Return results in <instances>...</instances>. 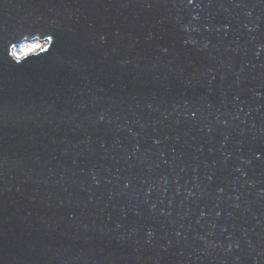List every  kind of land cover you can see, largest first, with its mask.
<instances>
[{
  "label": "water",
  "instance_id": "water-1",
  "mask_svg": "<svg viewBox=\"0 0 264 264\" xmlns=\"http://www.w3.org/2000/svg\"><path fill=\"white\" fill-rule=\"evenodd\" d=\"M0 261L264 264V0H0Z\"/></svg>",
  "mask_w": 264,
  "mask_h": 264
},
{
  "label": "clouds",
  "instance_id": "clouds-1",
  "mask_svg": "<svg viewBox=\"0 0 264 264\" xmlns=\"http://www.w3.org/2000/svg\"><path fill=\"white\" fill-rule=\"evenodd\" d=\"M35 47H37V45H35ZM15 48V47H10L9 48V51H8V55L11 57V59L16 63V64H20L22 61H24L27 57V54H25V58L23 60H21V58L19 57V55L12 51V49ZM33 50L32 47H29L27 49L28 52H31ZM21 52H24L25 50L23 48L20 49ZM163 51H166V49H164ZM15 57V59H13ZM258 155V154H257ZM0 264H3L2 261H0Z\"/></svg>",
  "mask_w": 264,
  "mask_h": 264
},
{
  "label": "rangeland",
  "instance_id": "rangeland-1",
  "mask_svg": "<svg viewBox=\"0 0 264 264\" xmlns=\"http://www.w3.org/2000/svg\"><path fill=\"white\" fill-rule=\"evenodd\" d=\"M35 45H40V43H38V42H32V43H28V44H27V43H26V44H22L17 50H15V52H16V53L19 55V57H20L21 54L29 53V52L27 51V49H28L29 47H32L33 50H35V49H36V50H39V49L42 47V46H40L39 48H36ZM21 48H23L25 51H24V52H21V51H20ZM33 50H32V51H33ZM36 50H35V51H36Z\"/></svg>",
  "mask_w": 264,
  "mask_h": 264
},
{
  "label": "snow or ice",
  "instance_id": "snow-or-ice-1",
  "mask_svg": "<svg viewBox=\"0 0 264 264\" xmlns=\"http://www.w3.org/2000/svg\"><path fill=\"white\" fill-rule=\"evenodd\" d=\"M194 2H195V0H187V3H188V4H192V3H194ZM47 38H48V40H49L50 43L54 40V37L51 36V35L47 36ZM39 47H40V46L37 45V48H39ZM45 49H47V48H45ZM45 49H42V51H44ZM30 51H31V50H30ZM259 158H260V154L257 155V159H259Z\"/></svg>",
  "mask_w": 264,
  "mask_h": 264
},
{
  "label": "bare ground",
  "instance_id": "bare-ground-1",
  "mask_svg": "<svg viewBox=\"0 0 264 264\" xmlns=\"http://www.w3.org/2000/svg\"><path fill=\"white\" fill-rule=\"evenodd\" d=\"M33 42H38V43H40V45H39V46H41V45H42V43H41V42H39V41H33ZM26 43L28 44V43H32V42H26ZM26 43H24V44H26ZM36 48H37V47H36ZM17 49H18V48H17ZM35 50H36V49H35ZM35 50H33V51L29 52V53H26V54L28 55V54L34 53V52H35ZM13 51L15 52V49H14ZM23 56H25V54H21V55H20V58H21V57H23Z\"/></svg>",
  "mask_w": 264,
  "mask_h": 264
}]
</instances>
